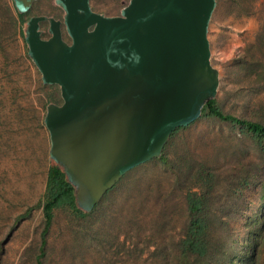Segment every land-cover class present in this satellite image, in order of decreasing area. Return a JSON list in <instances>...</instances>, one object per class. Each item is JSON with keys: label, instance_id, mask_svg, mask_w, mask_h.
<instances>
[{"label": "water", "instance_id": "1", "mask_svg": "<svg viewBox=\"0 0 264 264\" xmlns=\"http://www.w3.org/2000/svg\"><path fill=\"white\" fill-rule=\"evenodd\" d=\"M35 0H13L19 12ZM215 0H129L119 16L91 11L88 0H58L51 36L27 22L28 55L62 102L44 116L50 156L91 211L130 170L161 156L174 130L202 115L219 72L210 63L208 24Z\"/></svg>", "mask_w": 264, "mask_h": 264}, {"label": "rangeland", "instance_id": "2", "mask_svg": "<svg viewBox=\"0 0 264 264\" xmlns=\"http://www.w3.org/2000/svg\"><path fill=\"white\" fill-rule=\"evenodd\" d=\"M128 1L95 0V4L99 11L115 14ZM215 1L207 38L210 63L220 77L216 97L224 111L257 118L255 104L260 94L257 87L264 88V85L258 83L254 87L252 81L250 86L247 85L248 75L240 68L236 70L235 63L259 32L262 0H247L251 4L250 13L243 12L236 0ZM59 6L57 0H37L31 15L60 16ZM26 25L23 24V30ZM26 45L21 37H17L14 41L4 38L0 47V223L6 221L9 212L20 214L33 207L29 216L19 221L7 243L3 264H32L44 219L41 208L35 204L44 191L48 167L52 164L60 166L50 156L48 130L40 128L36 121V110L42 116L49 103H56L47 99V92L55 89L56 104L62 102L60 89L56 84L41 85V73L26 57ZM254 73L255 77L256 71ZM166 151L177 159L217 156L225 164L240 156H264L257 152L240 126L206 117L180 130L170 140ZM174 184L173 171L157 160H150L130 170L108 199L106 194L101 199L104 208L115 215L114 225L101 224L102 230L109 229L112 234H119V242L126 241V248L121 249L119 255L120 263L116 264H162L161 257L150 255L156 244H163L168 251L161 254H171L174 250L172 241L181 236L187 217L183 186L188 183ZM259 197L258 190H249L245 201L236 203L241 209L234 207L232 216L224 220H229L232 225L242 224L258 206ZM135 241L140 242L139 250L144 248L145 241H149L151 247L132 255ZM105 255L112 256V251H105L99 240L85 238L81 221L73 219L66 210L56 211L48 235L47 264H103Z\"/></svg>", "mask_w": 264, "mask_h": 264}, {"label": "trees", "instance_id": "3", "mask_svg": "<svg viewBox=\"0 0 264 264\" xmlns=\"http://www.w3.org/2000/svg\"><path fill=\"white\" fill-rule=\"evenodd\" d=\"M236 1L243 12L250 13L251 4L247 0ZM260 10L262 25L259 32L255 40L248 45V49L238 55L235 63L236 70L240 68L248 75L249 78L245 79L247 85L250 86L253 82L254 87L258 83L264 85V0L261 1ZM30 14L31 10L19 12L13 0H0V47L4 38L14 41L21 37L26 44L23 24ZM26 48V57L31 60L27 45ZM41 85L45 87L51 84L42 81ZM257 88L260 91L255 104L257 118H245L224 111L220 107L218 97L206 102L200 118L206 117L240 126L257 152L264 154V92L261 91L264 88L260 86ZM55 92V89L47 92L46 97L57 103ZM37 112L38 110H36L38 126L47 130L45 113L39 116ZM188 126L174 130L161 156L152 159L173 171L175 186L188 184L183 186L186 191L184 198L187 217L182 225L181 236L172 241L174 250L171 254H161L162 251H168L163 244L157 243L150 255H154L155 258L161 257L162 264H264V156H240L236 160H228L226 164L217 156L199 159L194 156H183L178 159L169 156L166 151L168 143L180 130ZM247 151L246 149L245 154ZM127 173L106 193L107 199ZM253 189L260 192L259 203L245 221L232 225L229 220H224L232 216L230 214L234 213V207L241 209L236 205L237 201L243 203L247 192ZM35 207L41 208L44 219L40 243L32 254V264L48 262V235L58 210H66L73 219L81 221L85 238L90 241L99 240L105 251L108 252L109 249L112 251V256L103 257V264L120 263L119 255L121 249L126 248V241L119 242V234H112L109 229L104 231L101 227V224L107 222L110 226L114 225L115 215L104 208L103 201H99L91 211L81 209L76 201L75 188L59 165L52 164L48 167L45 188ZM32 209L30 206L20 214L9 212L5 216L6 221L0 223V264H3L7 254V243L11 240L19 221L29 216ZM139 243L133 242L132 255L151 247L149 241H145L144 248L139 250ZM138 256L141 257V253ZM113 258H116V261Z\"/></svg>", "mask_w": 264, "mask_h": 264}, {"label": "crops", "instance_id": "4", "mask_svg": "<svg viewBox=\"0 0 264 264\" xmlns=\"http://www.w3.org/2000/svg\"><path fill=\"white\" fill-rule=\"evenodd\" d=\"M36 1H37V0H35V1L33 2L32 6H31L28 10H31V9H32V7L35 5ZM57 2H58V0H57ZM88 3H89V7H90L91 11H93V12H95V13H98V14H101V15H103V16H107V17L119 16V15L121 14V12H122V9L126 6V5H125L124 7H122L118 13H115V14H105V13L99 11L98 9H96L95 0H88ZM59 4H60V3H59ZM59 7H60L61 10H62V14H61L60 16L46 17L45 15H31V14H30V16L28 17V19H27V21H26L25 23H27L28 20L30 19V17H32V16H45L47 19L44 20V21H41V22L39 23V30H40V32H42L43 34H46V36L48 37V34H49V33H48V30H49V26H50V25H49V18H53V19H55V20H59V21L61 22V24H60V28H61V32H62V35H63V31H62V27H61V26H62V22H63L64 16H65V11H64V9L62 8L61 4H60ZM28 10H27V11H28ZM25 12H26V11H25ZM26 28H27V25H26ZM64 28H65V27H64ZM24 33L26 34V29L24 30ZM49 35L51 36V33H50ZM69 38H70V37H69ZM62 39H63L65 42L71 43V38L68 39L67 36H66L65 38H64V36H63ZM69 40H70V41H69Z\"/></svg>", "mask_w": 264, "mask_h": 264}, {"label": "flooded vegetation", "instance_id": "5", "mask_svg": "<svg viewBox=\"0 0 264 264\" xmlns=\"http://www.w3.org/2000/svg\"><path fill=\"white\" fill-rule=\"evenodd\" d=\"M62 31H63V35H62V38H63V36H64V38L67 36V38L68 39H70L69 37V35L67 34V32H66V27H65V25H64V23L62 22ZM65 27V28H64ZM48 33L50 34V31L48 30ZM48 34V37L46 36V34H43L42 32H41V34H40V36H41V38L42 39H48L49 37H50V35ZM70 41V40H69ZM68 43V42H67Z\"/></svg>", "mask_w": 264, "mask_h": 264}]
</instances>
